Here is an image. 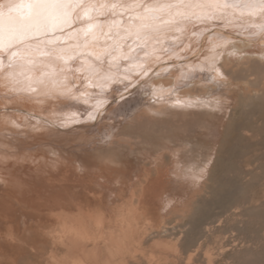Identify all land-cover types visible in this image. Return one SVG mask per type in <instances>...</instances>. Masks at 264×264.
<instances>
[{
	"label": "snow or ice",
	"instance_id": "1",
	"mask_svg": "<svg viewBox=\"0 0 264 264\" xmlns=\"http://www.w3.org/2000/svg\"><path fill=\"white\" fill-rule=\"evenodd\" d=\"M253 17H259V22ZM188 25L193 26V36L209 32L205 38V44L208 45L206 49L202 47L197 54L198 50L192 47L191 40L181 42L179 46H164L170 33L182 32ZM221 27H231L246 41L264 46V0H133L131 3H106L103 0H3L0 2V87L27 99L39 96L48 99L63 97L65 109L74 108L71 102L80 103L81 96H95L91 107L75 108L71 113L72 123L77 122V114L99 123L111 121L114 117L135 118L154 109L155 104L165 96L169 99L175 97L173 103L177 107L223 116L230 111L233 98L231 90L238 88L239 84L222 61L224 53L218 51L223 46L235 43L231 39L232 33L216 32ZM249 29H256V32L249 33ZM101 39L105 43L96 50L97 42ZM125 41H130L127 49L124 47ZM135 47H140L145 56L152 57L154 61L160 59L156 53L168 57L167 66L175 70L170 74L176 76L177 82L167 88L156 85L153 76L159 69L153 71L147 61L139 59V54L133 56ZM85 50L88 56H95L97 61L104 56L111 57V67L116 70L105 74L103 82H95L94 75L98 69L85 60L83 67L77 69L87 73L85 82L80 86L74 82L68 83L67 77L60 73L66 70L68 61ZM260 52L261 59H264V47H261ZM181 53L184 54L183 58ZM228 55H235V51L229 49ZM120 60L126 63H117ZM61 61L64 67L58 68V62ZM34 71H38L39 75L33 76ZM197 81L209 91L202 96L178 95L193 87ZM111 84H115V87L106 91ZM88 88L99 91L87 93ZM144 88L149 89L148 95L153 98L152 102L141 99V89ZM208 98L214 103L206 102ZM83 103L89 102L84 100ZM35 119L36 123L30 125L32 132L48 131L42 123L49 125L50 134L59 133L63 127V123L57 126L52 121H42L39 117ZM11 124L17 129L22 127L14 120ZM8 135L6 131L5 138ZM11 135L19 138L22 133ZM50 146L48 141L36 143L24 150V158ZM9 155L15 156L16 152H4L5 157ZM51 155H55V152ZM211 158L210 153L200 166L201 173ZM52 163L57 161L53 160ZM173 173L178 178L188 175L184 169L179 173L173 169ZM4 180L6 178L0 177V181ZM172 203V194L169 193L161 197L160 207L167 211ZM8 238L11 239L12 235L9 234ZM174 239L181 241L179 231ZM198 251V247L186 251L181 264H193L191 257Z\"/></svg>",
	"mask_w": 264,
	"mask_h": 264
},
{
	"label": "bare ground",
	"instance_id": "2",
	"mask_svg": "<svg viewBox=\"0 0 264 264\" xmlns=\"http://www.w3.org/2000/svg\"><path fill=\"white\" fill-rule=\"evenodd\" d=\"M103 1L108 3L107 0H103ZM110 1L111 0H109V3H110ZM0 2H3V0H0ZM113 2L131 3V2H133V0H113ZM113 2H111V3H113ZM124 19L125 20L127 19V14L124 15ZM252 19L259 21V17H253ZM191 29H193V28L191 27ZM182 34H184V31L170 33L168 39L178 36L179 37L178 40H179L181 38ZM184 38L186 39V37H184ZM194 39H196V38H194ZM186 41H188V40H186ZM129 42L128 41L124 42L125 49H127V47H128L127 45ZM167 42H168V40H167ZM180 42H181V40H180ZM104 43H105V41L103 39L98 41L97 42V49L99 48V45H102ZM173 43L175 44L176 41H174ZM180 44L181 43H179V45ZM254 47L252 45H249L247 42L246 43H244V42L239 43L233 47L234 51H235V55L230 56L227 54L226 56H224V58H225L224 62H226L225 65H227V64L229 66L234 65V67H236L238 69L239 72L237 71L238 75H236V76H239L240 70L242 69V71L244 72L243 75L245 76L244 77L245 81L242 84V86H243L242 89L244 90V92L242 94H241L242 89H239L241 95H239L240 96L239 98L237 97L238 102L235 101L236 99L233 101V98L230 101V108H232L231 105H233L235 102H236L235 104H237V107L234 108V110L230 109V112H225L223 116H221L219 113L213 115V114H210L208 111H204V110L177 107L173 103V101L175 100V97L169 99L167 96H165L163 99L160 100L159 103L155 104L154 109L150 110L147 113L137 115L135 118L130 117L128 119H122V120L117 119L119 121V123L117 122L116 125L110 124L109 128L108 129L105 128V130L103 131L102 134L99 133L101 135L97 140L98 142H94L91 139L92 142H90L87 145L82 144V142L79 144H76L77 146L84 147L85 149H87V147L90 148V151L84 150V152L86 154L89 152H92L94 154L96 153L97 154L96 157H98L97 159L101 158L100 159L101 161H99V162H100V164L102 163V167L104 166L103 169H107L109 171V173H111V174H109L110 175V177H109L106 175L107 170H105L106 171L105 175H103L102 173H97V176H95V177L92 176V178L93 179L96 178L97 179L96 181H99V183H101L100 185H102V186L106 184V183L103 184V182L111 183L107 187V188H109V191L106 193L107 194L106 197L112 198L113 195L118 194V192H120L124 189L129 190L131 198L137 199L138 202L142 201V200L144 201V199H142V196H144L145 194L147 197L150 196L154 200V202H155L154 204L159 207L158 211L161 215L160 223H162V225H160V226L163 229V232L165 234H167L169 232V230L167 227L168 223L166 224L165 217L167 215L179 213L181 210L188 208L189 200H188L187 196L189 194L192 196H197L196 193L198 191H200V188L205 184L204 182L208 176V167L211 166L210 165L211 162L207 165L206 169L202 173L199 170L200 166L209 157V154L212 152L213 148H215L214 144H216V143L214 142L213 138H216L217 135L219 134V132L221 133V131H220L221 128H225V130H226L225 140H224V146L225 147H223V148H225L226 154L229 155V159H227V160L224 158L218 159V161L216 163V169L213 172L214 174L211 178V180L216 184V186L213 188V194L215 197V205L219 206V208L222 210V212L220 213L219 217L215 221H213L212 223H209L210 221L209 222L206 221V223H205V220H207L209 217V213H210L209 209L211 208V207L209 208L208 206H206L207 205L206 204V205L199 208L198 216L195 219H193V221L191 222L192 231L199 230L201 225L203 223H205L204 224L205 225L204 232L207 235L211 233V231L213 230L212 225L217 224V222H219V219H222V217L224 215L229 213V211L233 208L234 202L238 198H241L243 195L242 190H244V189L242 187L243 183L241 182V176L242 175L240 176L242 168L246 167V166L251 167L253 164L257 163V161H258V159L253 160L251 157L246 159L245 157L248 155L247 150L248 151L250 150L249 153H254L253 154L254 156H258L260 160L264 161V153H262L261 155H257V152L264 151V141H262V143L260 142V145H259L260 147L253 149L254 152L253 151L251 152L252 148H249V143H248L251 141H249L248 137H246L247 135H249L255 139L257 138L258 143H259V137L264 138V103H260V104L256 103V99L259 96V92L257 91L258 89L253 88L254 84L256 83L255 80H254V82H251V81H253V79H252L253 76H254V78H256L255 75L264 74V59H261V52L260 51H258V52L253 51ZM258 48L259 47H257L256 50H258ZM259 50H260V48H259ZM244 53H246V54H244ZM138 54H140V53H138ZM255 54L257 55L256 60H255V58L253 59ZM141 55H142V53H141ZM106 58L111 59V57L105 56V58H104L105 61L107 60ZM79 59H82L83 62L85 60H87L89 63H91L90 60L97 61L95 59V56H88L87 50H85V51H82L81 53H79L76 56V58H74L73 60L68 61V65L66 67V70L72 69L75 67H79L81 69L83 67V62L77 64V61ZM110 59L108 62L111 66L112 60H110ZM102 60L103 59H101L100 61L102 62ZM121 61H123V60H120L117 63H119ZM143 61H145V59ZM251 63H256V65H255L256 67L254 66L255 67L254 68L252 66L251 67L247 66ZM57 66H58V68L64 67L63 62L62 61L58 62ZM101 66H103V65H101ZM110 66H109V68H110ZM246 66H247V68H246ZM37 67H39V65H37ZM109 68H108V70H111ZM113 69H115V68H113ZM233 73L235 74V72H232V74ZM70 74H72V73H70ZM32 75L33 76L39 75V72L34 71L32 73ZM60 75L67 77V82L72 83L71 77L69 76V74L67 72L60 73ZM100 75L101 74H99V75L95 74L94 75V81L95 82H100L99 79L101 77H103V74L101 75V77H100ZM163 75L160 74V76H163ZM81 76H82V78H84L86 80L87 74L83 70L76 73V75L73 77V79L74 80L76 79L75 82H77V83L82 82V81H79ZM236 76H235V78H236ZM241 77H243V76H241ZM241 77H239V78H241ZM249 77L250 78L252 77L251 81L249 80ZM163 78H165V77L163 76ZM173 78H176V77L173 76ZM158 79H156V81H157L156 85L161 86L163 88H167L170 84H175L177 82V79L175 80L174 83H168L166 80L167 83L165 84L162 81H159ZM171 79H172V77H171ZM168 80H170V78ZM171 81H173V79ZM197 85H199V81H197L194 86L197 87ZM242 86H240V87H242ZM200 88H201V86H200ZM192 89H194V88H192ZM190 90H191V88H190ZM147 91H148V89H147ZM187 91L180 92L178 95H180V96L196 95V94H191V93H189V91L188 92ZM208 91L206 90V92H204V91L201 92L202 93L201 96L204 93H207ZM236 91H238V90L236 89ZM86 92L91 93L93 91L91 88H88L86 90ZM145 92H144V94H145ZM233 92H235V91H233ZM12 94H14V93H12ZM9 96L6 97V96L2 95V97L11 99V97H9ZM15 97H16V99H15V101H13V103H16L18 106H20V108L24 107L25 110H26V108L31 109V108H33V106H34V108L36 107L39 109H42V108H48L49 109L50 108L55 114H61L62 113L61 115H59L60 118H62V120H72L73 117H72L71 113L73 111H75V108L86 107V106H81V105L76 107V105H75L74 108L65 109L64 104L61 103L62 101H64L63 97L58 98L59 101H52L51 99H48L47 97H43V96L34 97L33 99H27L23 95H17L16 94ZM143 97H145V96H143ZM232 97H234V96L232 95ZM152 100H153V98L150 99L149 102H152ZM206 102L214 103V101L211 98H208V101H206ZM0 105H2V102ZM13 105L14 104H12L11 107ZM9 107H10V105H9ZM48 109H45L46 112ZM23 110H21V111H23ZM29 111H31V110H29ZM32 111H34V110L32 109ZM38 111H40V110H38ZM38 111H36V112H38ZM44 113H41V111H40V114H44ZM50 113H48V114H50ZM37 114H39V113H37ZM12 118L13 119H11L10 116L7 117L6 114L1 115V112H0V121H1L0 126L2 124H3V128L5 127L4 125L12 126L11 121H13L15 119V117H12ZM14 121H16V120H14ZM117 124H118V126H117ZM29 125L30 124L28 123V126ZM26 126H24V127H26ZM104 127H106V126H104ZM107 127H108V125H107ZM1 128H2V126H1ZM12 128H14V127L12 126ZM27 129H30V127ZM6 130H8V129L4 128L3 130H0V145L6 144L4 141L6 139L5 133H4ZM21 130H22V128H21ZM100 130H103V129L100 128ZM26 131L28 133L30 132L29 130H26ZM9 132H15V129H14V131L11 130ZM16 132H17V130H16ZM36 135H38L39 137L42 136L41 133L36 134ZM38 136H35V137L38 138ZM127 136L129 139L126 138ZM129 136H132L135 139H132V137H129ZM12 137H14V136H12ZM24 137H27V136L24 135ZM83 138L82 139L80 138L83 141V143H84V141L86 142L88 140V138L86 140V137H85V139H83ZM26 140L29 141V138ZM130 140L133 142H131ZM134 140H137V141H135V144L137 145V147L134 144ZM36 141L39 143L42 141V139L38 138ZM252 141H253V139H252ZM13 143H14V145H18V146H19V144L21 145V143L18 142V139ZM27 143L25 142V145ZM25 145H22V146H25ZM132 145H134L136 148H133ZM256 145H253V146L257 147ZM7 146H10V144H7ZM222 146H223V144H222ZM27 148H25L24 150H26ZM13 150H15V149H13ZM13 150L7 151V149H5L4 147H0V177L6 178V180L0 181V199L6 195L7 196H14L16 194L18 196V194L22 193L26 189L25 188V187H27L26 183L22 178V176H24L25 173L22 172L23 173L22 174L21 172H18L19 169H18V171H17V169H15L16 165H18L20 163H22V165H23L25 161H28L30 164L33 165L31 168L33 171V173L31 174L33 177V180L36 184L41 183V186L39 184L40 187H42V184H43L44 189H45V187L52 186L51 180L54 178L55 179L58 178V180L62 181V177L63 176L65 177V175L67 174L68 171H72L75 176H78L77 178H81V177H83L82 175H85L87 170L89 171V168L91 167V164L89 162H86L87 159H86V161H84V159L82 158V156L84 157L86 155L79 156L78 154H76L79 151H77L76 153L75 152H58V153L55 152V155H51V153H53V152H50L48 150H41V151H37L38 154H32L28 158H24V154H20L19 152L15 151L16 152L15 156H12V155H9L7 157L4 156V152L12 153ZM21 150H23V149H21ZM136 151L139 152L138 154L136 153L137 155L134 154ZM21 153H23V152L21 151ZM132 154L136 155V156L139 155V157H136V161L138 160V162H136L135 160L132 161L129 159L130 157H133ZM90 155L92 157V154H90ZM94 157L95 156H93L92 158H94ZM242 157H244V158H242ZM235 158L236 159L240 158V160H241V158H242V160L244 159L243 161L241 160L242 163L240 166L235 164V162L233 161ZM53 160L57 161V163L53 164L52 163ZM212 160L213 159L211 158V161ZM92 161H94V160L92 159ZM131 161L133 163L136 162V164L139 163V165H142L141 166L142 168H141V174L139 173L140 175L138 176V178L135 177V180L133 181V183L131 182L132 184L130 185L129 179H131V176H134L136 173L134 171H133L134 172L133 173L130 170L129 171L130 175H128V178L129 177L130 178L127 179L128 180V182H127L124 179L123 174H125V173H123V171H125V168H127V164ZM78 162H80L81 164H79ZM95 162L97 163L96 159H95ZM95 162H93V163L91 162V163L94 164ZM20 167H22V166H20ZM93 168H95V167H93ZM259 168L263 171V175H264V162H262L259 165ZM100 169H101V166H100ZM103 169H101V171ZM173 169H175L177 173L181 172V169H184L185 171L188 172V175L183 177V178H178L177 175L175 173H173ZM231 173H233L235 176L231 175L232 177H230L229 175ZM93 174H95V173H93ZM99 174H102V175H99ZM127 174L128 173H126V175ZM255 176H256V174H255ZM111 177H113V178H111ZM197 177H199V178H197ZM261 179H264V177H262ZM85 180H87V179H84V181ZM94 181L92 180V182H94ZM34 182H33V184H34ZM263 182H264V180H263ZM54 189H56V188H54ZM104 189H106V188H104ZM26 190H29V189H26ZM43 191H40V192H43ZM171 192H173V194H174V196L172 197L173 203L167 209V211H165L160 207L161 197L167 196ZM27 193H28V191H27ZM32 193H30V194H32ZM47 193H48V191H47ZM48 194L50 195V197H49V199H47L46 204L49 206L48 208L51 210L50 213H43V211L41 210V204H39V203H34L32 205V203H21V202L16 203L15 202V203H13V205L15 206L14 209L8 207L7 203H0V233L2 231V227H3L4 222L9 221V220H5L8 217L15 218V221L16 220L19 221L18 223H20V225L23 223V225L25 224L24 226H26V224L28 225L30 223L28 221H31L32 218L35 217V220L37 219V221H38L39 219L37 217L39 216V218H40V215L44 214L42 218H44V216L47 218H52L53 222L56 219V221L60 223V224L58 223L61 226L59 232L57 230L58 229L57 227L59 225L57 227L55 226L57 228L56 231L58 233H60V236L58 235L59 237L56 236L59 238V242L63 243V245L66 247L71 242V245H75V247H77V249L79 251L83 250L84 253H82V254H84V255H94V253H97L98 248L100 247L98 244V241L103 240V239H100V237L104 238L103 235H105V238H104L105 240L110 239V241L115 240L116 237H119L118 238L119 241L117 243L119 246H121L122 249H124V248L135 249L137 246H141V245H139V242L136 239L137 237H139V234H140L139 233L140 227L138 225L139 211L133 209L134 206H136L139 203H129L128 202V203L122 204V207L118 208L119 209L118 210V212H119L118 216L119 217L117 219V222L119 221V225H122V223L126 222L124 220V216H126V215L133 216V219H134V216L137 217L134 220L130 219L131 222L133 221L132 223H130V221H128L129 219L127 220L128 223H127V228L125 231H122V230L120 231L118 228H116L112 231H108L107 230L108 228L106 229L107 226L104 228L103 221L98 218V216H97L98 214L96 215L94 212H91V211L86 212L88 210H86V211L84 210L83 212H80L79 214L76 213L77 214L76 216H71V215H69V212L67 211L68 209L66 208V204H64L65 203L64 202V196H62L61 193L52 192V193H48ZM7 196L5 198L9 199ZM39 196H40V194H39ZM46 196H47V194H46ZM65 196H67V195H65ZM88 196H87V199H88ZM71 197H72V195H71ZM73 197H75V196H73ZM106 197H104V199ZM77 198H78V193H77ZM11 199L12 198H10V201H11ZM15 199H17V198H15ZM19 199H20V197H19ZM42 199H43V197H42ZM78 199L77 200L74 199V200L78 201ZM114 199H115V196H114ZM145 199H147V198H145ZM74 200L71 199L72 202ZM2 201H3V199H2ZM17 201H19V200L17 199ZM22 201L24 202V200H22ZM80 201H82V199H80ZM240 201H242V200H240ZM13 202H14V200H13ZM82 202H80V203H82ZM75 203H77V202H75ZM43 204H44V201H43ZM56 208H58V212L55 211ZM82 208L80 207L81 210H82ZM144 211H146V210H144ZM141 213L142 212H140V214ZM47 218H46V220H47ZM33 220L34 219H32V221ZM46 222H48V221H46ZM34 223L36 226L37 224L35 221H33V224ZM39 223H41V222H39ZM7 224H9V223H7ZM42 224L46 225L44 223V220L42 221ZM42 224H40V225L42 226ZM52 224L50 226H48V224H47V227L53 228ZM82 224L83 225L87 224V226L89 227V228L87 227L88 231H90V230L94 231V235L90 232L94 237L93 239L88 238L87 235L90 233H88V234L86 233L87 230L83 229L86 227L84 226L82 228ZM115 224H117V223H115ZM30 225H31V223H30ZM119 225H116V226H119ZM35 226H33L34 229H35ZM37 227H40V226H37ZM45 227H43V229ZM123 227L124 226L122 225V228ZM28 228H29V225H28L27 229ZM48 228H47V230H50ZM43 229H42V231H43ZM47 230L45 232H47ZM30 231H31V233H34V232H32L31 229H30ZM37 231H39L38 228L36 229V232ZM50 231H52V229ZM39 232H41V231H39ZM53 232H55V231H53ZM213 232H214V230H213ZM223 233L225 235L227 234V232H223ZM34 234H36V233H34ZM13 235H14V233H13ZM39 235H40V233H39ZM54 235H55V233H54ZM8 236L6 237L7 239H8ZM36 236L37 235H35V237ZM131 236H132V239H131ZM42 237H43V235H42ZM16 238L18 240L20 239V237H16ZM47 238H48V236H47ZM206 238H207V236H206ZM31 239L33 240L34 238H31ZM202 239H203V237H202ZM207 239H208V241H210V239L215 240L216 238L214 239L213 236L212 237L208 236ZM14 240H15V238H14ZM23 240H24V238H23ZM68 240H70V241L68 242ZM91 240L94 243V245H93L94 247L92 249L86 251L85 245H86V243L91 242ZM35 241H34V243H35ZM18 242H17V244H18ZM20 242H24V241H20ZM67 242H68V244H67ZM248 242H250V241H248ZM26 243H27V241H26ZM21 244H23V243H21ZM51 244L52 243L50 240V243L48 245H46V244L45 245L49 246ZM198 244H199V248H200L202 246L201 238L199 239ZM155 245L158 248L166 249L168 251L172 250L176 254H178V252H179V248L177 245L167 244V243L162 242V241L156 242ZM30 247L32 248V245ZM68 247H70V245ZM36 248L38 249V247H36ZM45 248H47V247H45ZM62 248L66 249L65 247H62ZM56 249H57V247H56ZM221 249H222V247H221ZM53 250H54V248H53ZM33 251H35V250L33 249ZM132 252H133V250H132ZM78 253H80V252H78ZM15 262H17V261L15 260ZM76 262H79L76 264H82L81 260H78ZM94 262H95V264H101L99 262V260H96V259L94 260ZM214 262L211 259L209 260V264H214ZM111 263L112 262L109 259H106L102 262V264H111Z\"/></svg>",
	"mask_w": 264,
	"mask_h": 264
},
{
	"label": "rangeland",
	"instance_id": "3",
	"mask_svg": "<svg viewBox=\"0 0 264 264\" xmlns=\"http://www.w3.org/2000/svg\"><path fill=\"white\" fill-rule=\"evenodd\" d=\"M107 1L109 3V0H107ZM111 2H113V0H111L110 3ZM101 19H103V17H101ZM191 27L193 28L192 25H188L187 26V28L184 30V34L181 35V38L179 40H178V38H179L178 36L174 37V38H170V39H168L169 43L166 41L164 46L167 47L166 45H168V44H174L173 43L174 41H176V43L174 45L178 46L179 43H181V42H185L186 43L189 40H191V41L193 40L192 41V47L196 48L198 50L197 54H199V50L202 47L205 48V49L208 47V45L205 44V38L209 35V32L205 31L203 33V35L193 36V35H191V32H192L191 30H193V29H191ZM196 27H199V26H196ZM248 31H249V33H255L256 29H249ZM216 32L217 33H232L231 39L235 42L234 45L229 44L227 46H223L222 48L218 49V51H222L224 53V55L222 57V61L223 62L225 61L224 56H226L228 54L229 49L234 50L233 47L236 44L243 43V42L246 43L247 42L249 45H252L253 47L254 46L256 47V48L254 47L255 49L253 48L254 52H258V51H260L259 48L261 49V47H264L262 45H256V44H253V43H250V42L246 41L243 38V36L240 35L239 32H236L231 27L217 28ZM245 35H247V33ZM184 37H186V39ZM194 38H196V39H194ZM180 40H181V42H180ZM186 40H188V41H186ZM214 42H216V41L214 40ZM257 47H259L258 50H256ZM96 50H98V49H96ZM137 52L140 53L139 54V59L141 61H143L145 59V61H147L148 64L151 65V68H152L153 71H155L156 69H159V71L156 72V74L153 76V80L154 81H156V79L159 78L158 80L162 81L165 84L167 82L168 83H174L175 82L176 78H173V76L174 77H176V76L173 75V74H170V73H174L175 70L174 69H170L167 66L169 64V58L168 57L164 56L162 53H160V54L156 53V54L160 55V59L154 61L152 57L145 56V54H143L144 52L139 47H135V51L132 52V55L136 56L138 54ZM141 53H142V55H141ZM183 56H184V54L181 53V58H183ZM256 56L257 55L255 54L253 59L255 58V60H256L257 59ZM104 58H105V56L102 58L103 59L102 62L98 61L99 63L97 61L90 60V62L94 66H96L97 69H98V71L95 74H98V75L99 74H101V75L103 74V77L109 71H115V69H113V67H111L109 62H108L110 58H108V59L106 58L107 59L106 61L104 60ZM82 62H83V60L79 59L77 61V64L78 63H82ZM120 63H121V65H123L126 62L125 61H121V62H119V64ZM100 64L103 65V66H101ZM255 65H256V63H251V64H249L247 66L248 67H251V66L254 67ZM109 66H110V68H109ZM247 66H246V68H247ZM225 67H227V70L230 71L231 73L235 72V74L234 73L232 74L233 78H235V76L238 75L239 71H238V69L236 67H234V65L233 66H231V65L229 66L227 64V65H225ZM108 68L111 69V70H108ZM77 69H80V68L79 67H75V68H72V69L65 70L64 72H67L69 74V76L71 77L72 83L74 82V83H76L77 86H80V85H82L84 83L85 79L82 78V76H81L79 81H82V82H78V83L75 82L76 79L74 80L73 77L76 75V73L79 72V71H77ZM70 73H72V74H70ZM121 73H122V69H121ZM160 74L161 75L164 74L163 76L165 78H163V76H160ZM243 74H244V72L241 69L240 73H239V76H236V78H235L237 80L238 84H239V88H234V89L231 90V95L234 96L233 97V101L236 99L235 100L236 102H238L237 99L240 97L239 95H241L244 92V90L242 89L243 88L242 84L245 81L244 80L245 76ZM101 75H100V77H101ZM241 76H243V77H241ZM255 76H256V78H254V76H253V78L251 77L253 79V81H251L250 77H249V80L251 82H254V80H255V82H256L254 84V86H253V88L258 89L257 91L259 92V96L256 99V103H259V104L260 103H264V80H263L264 79V74H259V75H255ZM103 77H101L99 79L100 82H103ZM171 77H172L173 81H171L172 80ZM239 77H241V78H239ZM169 78H170V80H168ZM146 79H147V77H146ZM166 80H167V82H166ZM156 83H157V81L155 82V84ZM240 86H242V87H240ZM112 87H115V84L109 85V87L106 89V91H110ZM192 88H194L195 90L192 89ZM147 89L148 88L141 89V92H142L141 99L146 100V102H149V100L152 99V97H150L148 95L149 89H148V91H147ZM188 89H186L185 91L188 90L189 93H191V94H202L201 92H203V91L206 92V90L207 91L209 90L206 87H201L200 88V85H197V87L196 86L191 87V90H190V88H188ZM236 89L239 92L236 91ZM239 89L243 90V91L241 90V94H240V90ZM94 90L96 92L99 91V89H92V91H94ZM233 91H235V92H233ZM144 92H145V94H144ZM2 95L6 96V97L10 95L9 97H11V99L2 97ZM15 95H16L15 93L12 94V92H6V90L3 87H0V96H1L0 97V104L2 102V105H0V112H1V115L2 114H6L7 117L10 116L11 119H13L12 117H15L14 120H16L20 125H22V127H21L22 130H21V128L17 129V128H12V126H6V125H4L5 126L4 128L8 129L9 131H11V130L14 131V129H15V132L17 130V132L22 133V135L19 138H17L16 136L12 137L13 135H11V134L15 133V132H9L8 130H6L9 133L8 137L6 139L4 138L5 139L4 141H5L6 144H1L0 147H4L5 149H7V151H12L13 149H15L13 151H17L20 154H24V149L27 148V147H30L31 145H34V144L38 143L36 140L38 138H40V139H42V141H48L49 144L51 145L50 147H46L44 150H48L50 152H56V153H58V152H75L76 153L77 151H79L76 154H78L79 156L86 155L84 157L82 156V158L84 159V161H86V159H87L86 162H89L91 164V167L89 168V171L87 170V172L85 174L86 176L82 175L83 176V177H81L82 179L81 178H77L78 176H75L72 171H68L67 174L65 175V177L64 176L62 177V181L58 180V178L57 179H55V178L52 179L51 180V185L52 186L45 187V189H46L45 190L43 184H42V187H40L41 183H39L40 184V186H39V184H36L34 182L33 177L31 175L33 173L32 169H31L33 165L30 164L28 161H25L23 165H22V163L16 165L15 169H17V171L19 169L18 172H21V173L23 172V173L26 174V175L24 174V176H22V178L25 181L26 186H27L25 188L29 189V190L25 189L26 191L24 190L22 193H20L21 195L18 194V196L15 194L14 195L15 197L6 195L9 199L5 198L6 196H4V197H2L0 199V203H7L8 207H10L12 209L15 208V206L13 205V203H15V202L16 203L17 202L18 203L19 202H21V203H32V205L34 203H39V204H41V210L43 211V213H50L51 210L48 208L49 206L46 203H47V199H49V197H50V195L48 193H52V192L61 193L62 196H64V202H65L64 204H66V208L68 210L72 211L73 213L80 207L81 208L83 207L82 208L83 210H93V209L94 210H100L102 208L100 207V204L97 205L98 203H120L121 206L119 205L118 208L122 207V204H125V203H128V202L129 203H139L136 206H134L133 209L139 211V214H138L139 215V217H138L139 221L138 220L137 221H138V225L140 227L139 228L140 229V232H139L140 234H139V237H137L136 239L139 242V245H141V246H137L135 248L136 250L133 249V248L132 249L131 248L122 249L121 246H119L118 243H117L119 241V239H118L119 237H116L115 240H111L110 241V239H106L105 240L104 239L105 235H103L104 238L100 237V239H103V240L99 239L100 241H98V244H99L100 247L98 246L99 248H98L97 253H94V255H84V254H82V253H84L83 250L79 251L77 249V247H75V245H71V242L68 244V242L70 240H68V242H67V244H68L67 247L64 246L63 243L59 242V238L58 237L60 236V233H58V232L60 231V227L61 226L59 225L60 223L57 222L55 218H54L55 221L53 222L52 218H47L45 216H44V218H42L44 214H41L42 216L40 215V218H39V216L37 217L39 219L38 221H37V219L35 220V217L32 218V219H34L33 221L36 222V224H37L36 226H35V223L33 224L32 219H31V221H28V222L31 223V225L29 223L28 224L29 228L27 229V227H28L27 224H26V226H24L25 224L23 225V223L20 225V223H18L19 221H17V220L15 221V218L8 217L5 220H9V221H5L4 220L5 222L3 224L2 231L0 233V249H1L0 250V264H76V263H79V262H76L78 260H81L82 264H95V262H94L95 259L99 260V262L101 264L106 259H109L112 262L111 264H181V261L184 259V253L186 251H190L193 247H198L199 248V244L198 243H199V239L200 238H201L202 246L199 248V251L196 252V254L191 257L193 264H196L197 261H199L200 264H209V260L210 259L213 260V262L216 260L214 262V264H264V186H263L264 185L263 184L264 183L263 182L264 179H261L262 177H264V175H263V171L259 168V165L262 162H264V161L260 160L258 156H254L253 155L254 153H249L250 150L249 151L247 150V152H248L247 154L248 155L245 158L247 159V158L251 157L253 160L258 159V161H257V163L253 164L251 167H247L246 166V167H243L242 170H241L240 176L242 175L241 176V182L243 183L242 187L244 189V190H242L243 191L242 197L238 198L234 202L233 208L229 211V213L224 215L222 217V219H219V222H217V224H213L212 225L213 226L212 229L214 230V232L212 230L211 233L208 234V235L204 232V229H205V225L204 224L206 223V221L207 222L210 221L209 223H212L213 221H215L219 217L220 213L222 212V210L219 208V206L215 205V197H214V194H213V188L216 186V184L211 180V178H212V176L214 174L213 172L216 169V163H217L218 159L219 158H224L226 160L229 159V155L226 154L225 148H223V147H225L224 146L225 132H226L225 128H221L220 129L221 133L219 132L217 137L213 138L214 142L216 143V144H214V146H215V148H213L214 151L212 150V152H211L212 153L211 156H212V159H213L212 161L213 162L211 161V163H210L211 166L208 167V176H207V179L204 182L205 184L200 188V191L197 192L198 194L196 193L197 196H192L190 194H189L190 196L189 195L187 196V198L189 200L188 208H185V209L181 210L179 213H174V214H171V215H167L165 217L166 224L168 223L167 227H168V230H169V232L167 234H165L163 232V229L160 226V225H162V223H160L161 215H160V213L158 211L159 207L154 204L155 203L154 200L150 196L147 197L146 194H145L144 196H142V199H144V201L142 200L143 202L142 201L138 202L137 199L131 198L130 192L127 189H124V190L118 192V194L113 195L112 198L111 197H106L107 196L106 193L109 191V188H107V187L111 183L103 182V184H105V183L106 184L102 186V185H100L101 183H99V181H96L97 180L96 178L95 179L92 178V176L93 177L97 176V173H102L103 175L106 174L105 170H107V169H103L104 166L102 167V163L100 164V162H99V161H101L100 160L101 158L97 159L98 157H96L97 156L96 153L94 154L92 152H89V153L86 154L84 152V150L90 151V148L87 147V149H85L84 147H79V146L76 145V144H79L81 142H82V144H86L87 145L90 142H92V140L94 142H98L97 140L100 137V135L103 133L105 128L108 129L110 124L116 125L117 122L119 123L118 120H122V118H115L114 117L111 121H105L103 123H99V122L86 120V119H84L83 116H80L78 114L77 115V122L76 123H72L71 122L72 120H62V118H60V116H59L62 113L61 114H55L50 108L49 109L48 108L39 109V108H36V107L34 108V106L31 109L26 108V110H25L24 107L20 108V106H18L16 103H13V101H15V99H16ZM143 96H145V97H143ZM94 99H96L95 96L84 95V96H81V102L80 103H77L76 101H72L73 103L72 102L71 103L74 106L76 105V107L80 106V105L81 106H86V107H91L92 103H94V101H95ZM51 100L52 101H59V99H51ZM84 100H87L89 103L88 104H84L83 103ZM64 102H66V101L64 100L61 103L64 104ZM235 103L233 105H231V107H232V108H230L231 110H234V108L237 107V104H235ZM12 104H14V105L11 107ZM9 105H10V107H9ZM106 106L107 105H105V107ZM17 109L18 110L20 109V110L18 111ZM32 109L34 111H32ZM45 109H48L47 112H46ZM21 110H23V111H21ZM29 110H31V111H29ZM35 110L36 111L40 110L41 113H44V112L45 113L44 114H40V111L36 112ZM37 113H39V114H37ZM48 113H50V114H48ZM27 114H30V115H27ZM37 117L42 118V121L43 120L52 121V122L56 123L57 126H60L63 123V127L60 128L59 133L50 134L51 129L49 128V125L43 124L42 121H41L42 126L43 127L45 126L44 128L49 129V130L45 131V132H42V133L41 132H32L31 128L30 129H27V128H29L30 125L36 123V119H34V118H37ZM0 123H1V121H0ZM28 123L30 124L29 126H28ZM107 125H108V127H107ZM1 126L3 128V124ZM1 126H0V130H3L4 128L2 129ZM24 126H26L27 128L24 127ZM104 126H106V127H104ZM117 126H118V124H117ZM100 128L103 129V130H100ZM26 130H29L30 132L28 133ZM40 133H41L42 136L39 137L38 135H36V134H40ZM99 133H101V134H99ZM24 135H26L27 137H24ZM35 136H38V138L35 137ZM85 137H86V140L88 138L89 141L87 140L86 142L84 141V143H83V141L81 139L82 138L85 139ZM129 137H132V136H129ZM246 137H248L249 141H251V142H248L249 143V148H252L251 152L252 151L254 152L253 149H256V148L260 147L259 146L260 142L262 143V141H264V138H262V137H259V143L257 141L258 140L257 138L255 139V138H253L252 136H249V135H247ZM28 138H29V141L26 140ZM126 138L129 139L128 136ZM17 139H18V142L21 143V145L19 144V146L18 145H14V143H13ZM132 139H135V138L132 137ZM252 139H253V141L255 143L252 141ZM135 141H137V140H134V144H135ZM25 142L26 143L28 142V143L25 145ZM131 142H133V141H131ZM7 144H10V146H7ZM222 144H223V146H222ZM22 145H25V146H22ZM253 145H256L257 147H255ZM135 146L137 147L136 144H135ZM135 146L132 145L133 148H136ZM21 149H23V150H21ZM21 151L23 153H21ZM136 153L138 154L139 152L136 151L134 154H136ZM262 153H264V151H261V152L259 151V152H257V155H261ZM32 154H38V152H34ZM90 154H92V157L95 156L94 158L96 159L97 163L99 162L98 163L99 165L95 162V159L92 158ZM136 155H133V157L129 156L130 157L129 159L132 160V161L133 160L136 161V157H139V155L138 156H136ZM242 158H244V157H242ZM242 158H241V160H242ZM92 159L94 161H92ZM241 160H240V158H237V159L235 158L233 161L235 162V164L240 166L241 163H242ZM91 162L92 163L95 162V163L92 164ZM131 162H129L127 164V168H125V171H123V173H125V174H123L124 175V179L127 182H128L127 179L130 178V177L128 178V175H130V172H129L130 170L132 172L134 171L137 174V175L135 174L134 176H131V179H129V182H130L129 184L130 185L135 180V177L138 178V176L141 174V168H142L141 167L142 165H139V163L136 164V162H138V160L135 163H133V162L131 163ZM78 163L81 164L80 162H78ZM20 166H22V167H20ZM100 166H101V169H103L102 171L100 169ZM93 167H95V168H93ZM92 172L95 173L96 175L93 174ZM126 173H128V174L126 175ZM102 174H99V175H102ZM109 174H111V173H109V171L107 170V174L106 175L110 177ZM255 174H256V176H255ZM231 175L235 176L233 173H231L229 176L232 177ZM83 178L87 179V180L84 181ZM111 178H113V177H111ZM91 179L93 181L94 180L95 181L92 182ZM33 182H34V184H33ZM54 188H56V189H54ZM104 188H106L107 190L104 189ZM27 191H28V193H27ZM40 191H43L44 193L40 192ZM47 191H48V193H47ZM30 193H32V194H30ZM77 193H78V198L79 199L77 198ZM39 194H40V196H39ZM46 194H47V196H46ZM171 194H172V197H173L174 196L173 192H171ZM65 195H67V196H65ZM71 195H72V197H71ZM41 196L43 197V199H42ZM73 196H75V197H73ZM87 196H88V199H87ZM114 196H115V199H114ZM19 197H20V199H19ZM104 197H106V198L104 199ZM10 198H12L11 201H10ZM15 198H17L19 201H17V199H15ZM145 198H147V199H145ZM2 199H3V201H2ZM71 199L72 200H74V199L77 200L78 199V201L74 200L72 202ZM80 199H82L83 202L80 201ZM13 200H14V202H13ZM22 200H24V202ZM240 200H242V201H240ZM43 201H44V204H43ZM75 202H77V203H75ZM80 202H82V203H80ZM204 205L208 206L209 208L211 207L209 209L210 210L209 217H208L207 220H205V223H203L201 225L199 230L192 231L191 222L193 221V219H195L198 216L199 208L204 206ZM118 210L119 209H117V212L115 213V215L113 217H108V219L105 221L106 224L104 223V228L107 226L106 229L108 228L107 229L108 231H112V230H114L116 228H118L120 231L121 230L125 231L126 228H127V223H128L127 220L129 219L128 221H130V219L134 220L135 218H137V217L134 216V219H133V216H130V215L124 216V220L126 222L122 223V225L124 226L122 228V225H119V221L117 222V219L119 217L118 216L119 215ZM144 210H146V211H144ZM56 212H58V208H56ZM140 212H142V213L144 212V213L140 214ZM46 218H47V220H46ZM48 219L49 220L51 219L50 220L51 222ZM41 220L42 221L44 220V223L46 225L42 224ZM46 221H48V222H46ZM6 222L9 223V224H7ZM39 222H41V223H39ZM132 222L130 221V223H132ZM115 223H117V224H115ZM40 224H42V226ZM47 224H48V226H50L52 224L53 228L52 227L48 228ZM32 225L35 226V229L33 228ZM116 225H119V226H116ZM37 226H40V227H37ZM55 226L56 227L58 226L57 227L58 229ZM36 227L41 232H39V231L36 232V229H37ZM43 227H45L44 228L45 230L43 229ZM47 228L50 229V230L52 229V231L47 230ZM30 229L32 230V232H34L36 234L31 233ZM42 229H43V231H42ZM56 229L58 230V232L56 231ZM46 230H47V232H45ZM53 231H55V232H53ZM178 231L181 233V241L180 242H177V240L174 239V236H175V234ZM38 232L40 233V235H39ZM90 232L94 235V231H91V230L87 231L86 233L88 234ZM223 232H227V234L225 235ZM10 233H11L13 238H11V239L8 238L7 239L6 237ZM13 233H14V235H13ZM54 233H55V235H54ZM91 233L88 234V235L86 234L89 239L90 238H92V239L94 238ZM35 235H37V236L35 237ZM42 235H43V237H42ZM211 235L213 236L214 239L215 238L216 239L215 240H211L210 239V241H208L207 238H208V236L212 237ZM47 236H48V238H47ZM56 236H58V237H56ZM206 236H207V238H206ZM16 237H20V239L18 240ZM22 237L24 238V240H23ZM202 237H203V239H202ZM14 238H15V240H14ZM31 238H34V239L32 240ZM131 239H132V236H131ZM50 240H51L52 244L49 245V246L52 249L49 246H46V245H48L50 243ZM185 240L187 241L186 243H185ZM20 241H24V242H20ZM26 241H27L28 244L26 243ZM34 241H35V243H34ZM158 241H162V242H165V243L171 244V245H177L178 248H179L178 254H176L172 250L168 251L166 249H162V248L156 247L155 244ZM248 241H250V242H248ZM17 242H18V244H17ZM21 243H23V244H21ZM88 243H86V245H85L86 246V251L90 250V249H92L94 247L93 246L94 243L92 242V240H91V242H88ZM30 244L32 245V248L30 247L31 246ZM34 245L36 247H38V249ZM69 245H70V247H68ZM45 247H47V248H45ZM56 247H57L58 250H63L64 248H62V247H65L66 249H68V251L72 255L58 257L57 256L58 250L56 249ZM221 247H222V249H221ZM53 248L55 250H53ZM33 249L35 251H33ZM49 249L52 251V252L50 251V254H49V251H48ZM132 250H133L134 253L132 252ZM53 251H56V253L55 252L53 253ZM78 252H80V253H78ZM15 260L17 262H15Z\"/></svg>",
	"mask_w": 264,
	"mask_h": 264
},
{
	"label": "crops",
	"instance_id": "4",
	"mask_svg": "<svg viewBox=\"0 0 264 264\" xmlns=\"http://www.w3.org/2000/svg\"><path fill=\"white\" fill-rule=\"evenodd\" d=\"M99 204H100V207L102 209H100V210H88V211L85 210V211L86 212H90V211L91 212H94L96 215L98 214L97 215L98 218L101 219L103 221V223H105V221L108 219V217H113L115 215V213L117 212L118 206L120 205V203H98L97 205H99ZM78 209L74 212L75 214L72 211H69V210H67V211L69 212V215L76 216L80 212H83L84 211L83 209L82 210L80 208H78ZM84 226L86 228H83ZM87 227H88L87 224H85V225L82 224V228L84 230H87L88 229ZM48 251H49V254H50V251L51 250L49 249ZM54 252L56 253V251H53V253ZM70 255H72V254L68 251V249L58 250V252H57V256L58 257H61V256H70Z\"/></svg>",
	"mask_w": 264,
	"mask_h": 264
}]
</instances>
